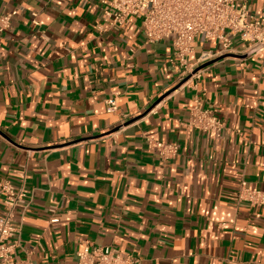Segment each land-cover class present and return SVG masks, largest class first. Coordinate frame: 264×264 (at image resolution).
Returning <instances> with one entry per match:
<instances>
[{
    "label": "crops",
    "instance_id": "obj_1",
    "mask_svg": "<svg viewBox=\"0 0 264 264\" xmlns=\"http://www.w3.org/2000/svg\"><path fill=\"white\" fill-rule=\"evenodd\" d=\"M238 8L264 17V0ZM14 10L0 34V184L31 201L16 258L77 264L89 246L138 264H264V205L239 201L242 180L264 195V51L236 39L221 54L199 36L189 63L218 56L182 83L171 40L147 42L136 18L109 28L99 0H0V16ZM196 97L225 130L185 127Z\"/></svg>",
    "mask_w": 264,
    "mask_h": 264
},
{
    "label": "built area",
    "instance_id": "obj_2",
    "mask_svg": "<svg viewBox=\"0 0 264 264\" xmlns=\"http://www.w3.org/2000/svg\"><path fill=\"white\" fill-rule=\"evenodd\" d=\"M240 0H99L104 21L109 28L123 30L132 18L141 21L147 42L171 40L170 63L182 69L180 82L186 83L201 77V67L212 61L218 54L204 52L197 63L190 64L189 57L195 52L197 37L217 40L221 54L234 52V40L248 44L250 52L264 51V17L250 16L243 8H238ZM17 10L0 16V34L12 27ZM33 23L38 25L37 14ZM107 112H118L117 98L107 101ZM185 127L199 132H222L224 122L210 108H205L200 97H196L190 108V116ZM149 149L158 153L162 160L174 159L179 154L177 144L147 139ZM3 198V214L0 216V264H36L29 257L17 259V250L22 243V222L16 220L17 209L23 207L22 216L31 205L24 187L17 188L10 181L0 184ZM240 203L251 206L264 205V195L251 189L242 180L239 192ZM56 208H51L54 213ZM57 217L51 219L57 223ZM77 264H138L130 256H123L112 248L91 250L84 246L78 253Z\"/></svg>",
    "mask_w": 264,
    "mask_h": 264
},
{
    "label": "water",
    "instance_id": "obj_3",
    "mask_svg": "<svg viewBox=\"0 0 264 264\" xmlns=\"http://www.w3.org/2000/svg\"><path fill=\"white\" fill-rule=\"evenodd\" d=\"M207 65H208V64H206V65L202 66V67H201V69H202V68H204V67H206Z\"/></svg>",
    "mask_w": 264,
    "mask_h": 264
}]
</instances>
